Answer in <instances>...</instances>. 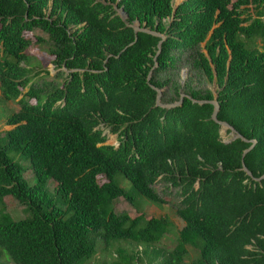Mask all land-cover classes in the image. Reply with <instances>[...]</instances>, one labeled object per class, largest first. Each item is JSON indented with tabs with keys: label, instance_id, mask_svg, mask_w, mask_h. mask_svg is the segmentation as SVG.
<instances>
[{
	"label": "trees",
	"instance_id": "16d2710c",
	"mask_svg": "<svg viewBox=\"0 0 264 264\" xmlns=\"http://www.w3.org/2000/svg\"><path fill=\"white\" fill-rule=\"evenodd\" d=\"M0 93L19 106L0 136V264L101 249L104 264H264V0H0ZM221 123L242 138L225 143ZM158 184L180 198L177 233L140 209L165 203Z\"/></svg>",
	"mask_w": 264,
	"mask_h": 264
},
{
	"label": "rangeland",
	"instance_id": "374dc122",
	"mask_svg": "<svg viewBox=\"0 0 264 264\" xmlns=\"http://www.w3.org/2000/svg\"><path fill=\"white\" fill-rule=\"evenodd\" d=\"M182 0H174V5L180 3ZM35 35H41L44 38H47L46 34L35 31ZM29 34V35H32ZM29 55H31L35 60H37L43 67L46 69H49L51 75L53 76L55 73V68L50 63V57L47 55V53L44 51V48L42 46H33L31 49H29ZM188 77V70H184L182 72V82L185 83L186 78ZM48 77L47 79H49ZM41 78H38L37 80H40ZM206 87L211 88L213 91H215V87L213 85H206ZM19 110V106L16 102H9V103H3L0 105V136L3 134V130H6L4 128H7L6 126V118L9 114L16 112ZM226 128L222 129L221 135L224 140V142H229L232 139H234V133L227 134ZM109 144H116V136L111 135L110 140L108 141ZM26 180L29 181V183H33V177L31 172L26 173ZM51 189L55 187V185L52 183L50 185ZM157 191L160 193L161 197L164 199L165 203L161 206L154 205L152 203L141 201L142 206L140 209L146 213L148 218L154 217V218H161L166 217L170 219L175 224V233H177L180 229L184 227V223L177 215V206L179 205L180 198L177 195V191L175 190H166L163 184H158L156 187ZM5 204L7 207V212L12 216L13 220H20L24 219L26 217L24 208L20 206L14 199L11 197L5 198ZM115 210L117 213L126 212L129 213L132 217L137 216L138 212L136 213L134 207L130 205L125 199L121 198L118 199L115 202ZM101 241V240H100ZM176 245L175 241V235H167L162 243L161 246L171 251ZM190 252L192 256L194 257V251L190 249ZM112 259L111 254L109 252H105L104 250H99L98 255L95 259H93L88 264H104L106 262H110Z\"/></svg>",
	"mask_w": 264,
	"mask_h": 264
},
{
	"label": "water",
	"instance_id": "95a60500",
	"mask_svg": "<svg viewBox=\"0 0 264 264\" xmlns=\"http://www.w3.org/2000/svg\"><path fill=\"white\" fill-rule=\"evenodd\" d=\"M115 8L118 9V3L116 4ZM118 15L121 17L122 21H124L125 23H127L128 15H127V13L124 11L123 8L118 9ZM131 27L134 29V32H135L136 37H137V34H138V33H145V34H153V35H156L155 33L151 32L150 30H146V29L142 28L141 25H140V23H139L138 21H136V22H135V25H132ZM162 38H163V40H164V37H162ZM160 44H161V43H160ZM183 98H184V96L181 98V102H182ZM212 104L215 106V111H214V114H213V119L216 120V119H217V114H218L219 109H220V106H219L218 102H216V101L212 102ZM177 105H178V104L169 105V106H163V105L160 103V94H159L158 101H157V106L171 108V107H175V106H177ZM221 126H222L223 128H226V129H230V130H232V131L235 133V138H242L239 134H237V133L235 132L234 128H232V127L229 126L228 124H226V123H221ZM255 144H256V141L253 142L252 147H251L249 150H247V151L245 152V154H247L248 152H250V151L254 148ZM245 171H246L249 175H251V173H250L246 168H245ZM263 178H264V177H263Z\"/></svg>",
	"mask_w": 264,
	"mask_h": 264
},
{
	"label": "crops",
	"instance_id": "0c3cea01",
	"mask_svg": "<svg viewBox=\"0 0 264 264\" xmlns=\"http://www.w3.org/2000/svg\"><path fill=\"white\" fill-rule=\"evenodd\" d=\"M185 0H182L180 3H178V4H176V5H174L175 6V8L177 7V6H179L182 2H184ZM52 65V64H51ZM49 70V69H48ZM216 89V88H215ZM1 94V93H0ZM159 94H160V103H161V92H159ZM159 97V96H158ZM158 101V100H157ZM178 105H179V103H177ZM163 106H165V105H163ZM169 106V105H168ZM7 126V125H6ZM223 128V127H222ZM4 129H6V130H3V131H7V130H10L11 128L10 127H8L7 126V128H4ZM228 130H230V129H228ZM232 131V130H231ZM1 132V131H0ZM106 134H108V131H106L105 132ZM232 133H234L233 131H232ZM110 137H111V135L109 136V140H110ZM234 138H235V133H234ZM116 142H117V140H116ZM230 142V141H229ZM225 143H228V142H225ZM107 144H109L108 142H107ZM117 144V143H116ZM116 144H110V145H116Z\"/></svg>",
	"mask_w": 264,
	"mask_h": 264
}]
</instances>
